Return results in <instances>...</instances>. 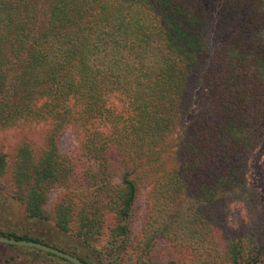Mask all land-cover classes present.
<instances>
[{
  "label": "trees",
  "instance_id": "obj_1",
  "mask_svg": "<svg viewBox=\"0 0 264 264\" xmlns=\"http://www.w3.org/2000/svg\"><path fill=\"white\" fill-rule=\"evenodd\" d=\"M28 122L51 123L45 147L23 144L10 172L0 151V191L9 174L26 217L97 264H152L162 244L187 264H264L261 194L246 178L264 151V0H0V130ZM68 129L79 144L65 154ZM236 202L247 220L232 231Z\"/></svg>",
  "mask_w": 264,
  "mask_h": 264
},
{
  "label": "rangeland",
  "instance_id": "obj_2",
  "mask_svg": "<svg viewBox=\"0 0 264 264\" xmlns=\"http://www.w3.org/2000/svg\"><path fill=\"white\" fill-rule=\"evenodd\" d=\"M51 129V123H23L15 127L0 130V151L7 157V170L11 171L17 150L23 144H29L34 154H39L45 147L47 134ZM59 149L62 153L70 154L78 148L77 135L68 129L59 137ZM7 172V173H8ZM248 185L261 194L260 214L264 225V151H255L248 162ZM4 189L0 191V232L12 233L16 236L26 235L37 238L46 245L55 246L62 250L76 251L86 257L91 264H97L92 254L84 249L81 244L70 235H65L56 230L51 222L31 220L26 217L23 208L12 201L8 194L10 190L9 174L2 179ZM63 191H52L49 196L47 209H52ZM150 188L141 186L138 191L137 201L134 205V213L130 223L131 235L134 241L140 236L141 226L146 218L149 206ZM247 220V214L242 203L236 202L230 206L228 215V227L236 231ZM102 243L98 245L100 249ZM36 251V250H35ZM32 249L0 244V264H67L63 261L47 257L43 252L36 253ZM152 264H187L188 253L173 247L170 244L156 246L150 253ZM119 264H124L126 261ZM127 261V264H140L136 255Z\"/></svg>",
  "mask_w": 264,
  "mask_h": 264
},
{
  "label": "water",
  "instance_id": "obj_3",
  "mask_svg": "<svg viewBox=\"0 0 264 264\" xmlns=\"http://www.w3.org/2000/svg\"><path fill=\"white\" fill-rule=\"evenodd\" d=\"M0 244L34 249L43 253L54 255L55 257L68 261L71 264H85L73 255H70L60 249L54 248L52 246L40 242L28 241L24 239H15L0 235Z\"/></svg>",
  "mask_w": 264,
  "mask_h": 264
}]
</instances>
